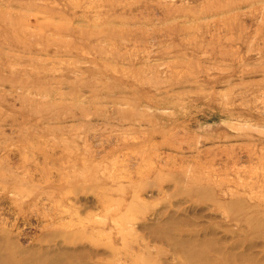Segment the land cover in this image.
Wrapping results in <instances>:
<instances>
[{
  "label": "rangeland",
  "instance_id": "rangeland-1",
  "mask_svg": "<svg viewBox=\"0 0 264 264\" xmlns=\"http://www.w3.org/2000/svg\"><path fill=\"white\" fill-rule=\"evenodd\" d=\"M0 264H264V0H0Z\"/></svg>",
  "mask_w": 264,
  "mask_h": 264
}]
</instances>
